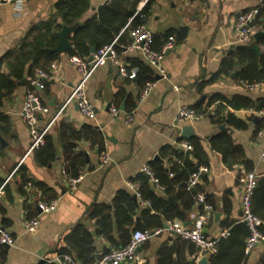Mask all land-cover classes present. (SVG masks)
<instances>
[{
  "label": "crops",
  "instance_id": "1",
  "mask_svg": "<svg viewBox=\"0 0 264 264\" xmlns=\"http://www.w3.org/2000/svg\"><path fill=\"white\" fill-rule=\"evenodd\" d=\"M58 1L22 0L20 4L0 5V59L4 58L3 73L7 72L5 63L11 59L21 39L33 27L42 25L53 16ZM107 2L90 0L89 9L74 24H63L56 31V36L63 26H74L75 30L68 36L70 40L81 26L98 22L101 16L99 10ZM146 2L139 1L135 10L142 9ZM258 5H261V0H153L144 24L154 35L171 31L175 37V47L163 58L166 78L155 79L154 76L155 86L145 99L139 100L140 88L135 81L122 78L118 69L110 63L100 66L86 86L88 99L95 112L92 118L84 117L75 102L64 106L80 74L69 62L67 51L55 53L59 56L46 67L49 78L45 88L39 92L48 112L39 116L38 128H44L62 108L46 133L52 137L56 151L55 159L47 165L39 164L35 150H29L32 137L22 113L27 83L17 84L24 77L26 81L27 76L16 79L12 89L0 90V222L14 237V245L0 252L2 264H37L43 258H54L59 250L67 247L65 237L78 224L93 234L96 258L105 249H113L115 246L105 236L95 235L97 218L90 215L91 211L104 207L111 211L112 200L120 190H126L132 194V198L135 197L132 179L143 174L150 180L141 172V168L149 165L162 147L175 145L178 139L196 137L203 146L205 164L201 166L207 167L208 171L202 175L198 185L204 202L212 210L204 234L209 237L220 236L222 231L228 229L226 224L239 221L246 172L253 169L257 175H264V161H259L260 144L255 139L262 120L245 115L242 110L246 108L231 109L225 100L240 96L259 104L264 100V91L244 88L236 79L237 68L214 82L207 81L220 69L227 52L240 45L233 31L235 16ZM53 21L60 23L55 17ZM129 21L130 18L123 26L114 22L106 30L113 33L118 28L114 39L118 38ZM182 27H186L185 33L181 31ZM123 36L125 42L131 38L129 31ZM125 45H120V48L123 49ZM258 48L260 53L264 49L263 46ZM8 54L10 56L7 57ZM134 59L143 61L137 53L124 57L128 65ZM209 101L212 102L207 106ZM122 103L124 110L120 109ZM111 105L120 109L116 116L110 114ZM180 106L194 110L206 109L205 115L177 122L176 113ZM127 109L130 112H126ZM227 111L244 121L245 127L218 123L216 120ZM127 113H132L130 122H125ZM85 124L95 126L103 134L105 152L110 160L101 164L100 154L88 141L73 140V151L83 153L85 165L79 174L81 180L71 188L61 173L64 162L62 140L70 135L64 126L76 130ZM183 127H189L192 136L179 138ZM222 133H228L243 152V156L234 158L231 164L226 163L210 146V140ZM19 168L24 171L21 172ZM23 179L29 180L30 186H25ZM158 194L163 195V190L158 191ZM170 196L174 197V203L168 202L180 206V201L174 195ZM54 199L57 200L54 211L41 213L37 209L39 201L49 203ZM135 203L139 208L131 228L141 221L140 211L147 207L137 198ZM227 204L228 210L225 208ZM200 205L202 203L194 204L187 212L185 222L178 219L170 221L189 225L190 214L199 212ZM27 215L39 219V227L33 233H26L23 229V218ZM167 222L162 220V227L157 228L163 231L151 236L140 246L136 253L139 264H160L161 258L166 264H200L199 260L203 256L198 255L191 242L167 230ZM111 232L114 238H119L120 233L114 225ZM263 254L264 243L246 254L242 264H264ZM206 257L209 264L210 256ZM121 264L133 263L128 260Z\"/></svg>",
  "mask_w": 264,
  "mask_h": 264
},
{
  "label": "trees",
  "instance_id": "2",
  "mask_svg": "<svg viewBox=\"0 0 264 264\" xmlns=\"http://www.w3.org/2000/svg\"><path fill=\"white\" fill-rule=\"evenodd\" d=\"M141 0H108L100 10V20L83 25L70 37L72 48L67 51L68 55H77L83 59L90 55V48L95 47L96 50L104 45L111 43L114 39V33L106 30L107 26L114 22L123 26L129 18L131 21L123 27L121 35H118L115 48L118 52L122 51L120 45L125 42L123 33L131 28L144 23V18L150 12V6L153 0H147L142 9L138 12L135 6ZM90 6V0H59L55 4V12L53 16L40 26L33 27L28 34L21 39L17 50L11 55V59L6 61L7 72H2L4 58L0 59V90L12 89L15 86L16 79H22L24 76L34 74L35 69H46L52 61L59 55L48 53L47 48H52L57 44L58 38L56 31L63 24L72 25L79 19ZM130 7L129 9H127ZM137 12L136 15H134ZM54 17L60 20V23L54 22ZM253 26L256 31L264 30V0H261V7L256 15ZM169 35H173L171 31H167L162 35H154L152 48L159 50ZM264 47V36L254 39L246 45H239L227 52L221 62L220 69L215 72L207 83L214 82L221 76L228 75L233 69L237 68L236 79L239 83H263L264 82V49L261 53H257L252 45ZM10 54V53H9ZM7 55L10 56V55ZM130 67H137L136 77L132 79L141 89L147 81L154 80L152 69L140 59H134L130 63ZM209 101L207 106L211 104ZM225 103L231 109L241 108H264V100L259 104L254 103L247 97H235L231 100H225ZM223 108V107H222ZM225 109V108H224ZM205 110L195 108L198 116L205 115ZM126 112H130L127 109ZM2 119L0 115V120ZM218 123H227L236 128H244V121L236 118L230 111L216 120ZM69 138L62 140L64 161H67L66 171L71 177H78L84 167L83 153H75L73 148L75 143L73 140H85L90 146L95 148L97 153L101 154L105 151V139L103 134L93 125L85 124L79 129L64 126ZM187 142L192 146L189 153L182 151L179 144ZM210 146L218 152L223 160L231 164L234 158L243 156V152L239 146L235 145L228 133H222L210 140ZM37 162L41 165H47L56 157L55 146L52 137L48 134L44 136L43 144L35 148ZM203 146L196 137L187 140L178 139L175 145H166L162 147L158 153V159H153L149 163L154 176L158 179L163 187V195L158 194L154 189L150 180L143 174H139L132 179L133 182H139V191L143 200H148L150 205L142 208L140 211L141 221L137 223L133 230L131 226L134 224L138 205L133 201L132 194L126 190H120L112 200V210L104 208H94L90 215L97 218L98 229L95 232L97 236H105L116 247L125 246L134 230H153L162 227V220L178 219L185 222L187 212L196 203L195 195L202 192L199 185L192 190L186 189V183L190 175L195 172L199 166L204 165ZM22 172L24 169L19 168ZM252 170V169H251ZM248 171H250L248 169ZM23 176V175H22ZM24 177V176H23ZM25 185L30 183L29 180L23 179ZM174 195L180 201V206L170 204L167 197ZM50 201V200H49ZM214 208V205L209 202ZM228 204L225 205L228 210ZM252 212L259 217L264 223V175H260L257 179L256 186L252 196ZM202 211V205L199 206ZM113 225L118 230L119 238L116 239L112 235ZM229 229V235L221 237L217 243V252L209 257V264H242L246 258L245 245L249 236V230L243 222H230L226 224ZM67 247L59 250L57 254H69L79 264H88L94 262L95 245L93 234L83 225H76L71 232L65 237ZM110 251L105 249L103 253ZM102 253V254H103ZM3 258L1 257L0 264ZM37 264H56L55 262L39 261ZM160 264H166L161 258ZM168 264V263H167Z\"/></svg>",
  "mask_w": 264,
  "mask_h": 264
},
{
  "label": "built area",
  "instance_id": "3",
  "mask_svg": "<svg viewBox=\"0 0 264 264\" xmlns=\"http://www.w3.org/2000/svg\"><path fill=\"white\" fill-rule=\"evenodd\" d=\"M22 0H0L2 4H20ZM261 5L251 7L240 13H238L233 21V31L237 37L240 45H246L251 43L253 35L257 32L253 26V21L259 12ZM138 12V11H137ZM137 12L134 14L136 15ZM131 40L126 44L122 51L118 52L115 48L117 38L111 43L102 46L92 54L91 61L88 58H81L77 55L69 56V62L74 65L80 74L79 81L71 89L64 106L75 102L79 112L86 118H92L94 116V107L87 96L86 86L91 75L100 67L107 63L118 69V73L122 78L134 79L138 71L137 67H130L125 61L124 57L130 54H139L153 71L154 76L166 78L167 73L162 63L166 52L175 47L174 35H169L167 40L161 46L159 50L152 48V42L154 34L151 29L144 23L139 24L130 30ZM49 78V73L44 69H36L33 75H29L26 78L27 88L22 104L23 117L29 127V131L32 137L31 146L29 150H33L43 144L44 136L46 135L49 127L54 120L61 113L62 108L53 116L48 124L40 129L37 126L38 118L41 114L48 112V107L43 104L39 92L45 88L46 80ZM155 80L147 81L142 86L139 92V100L145 99L152 88L155 86ZM243 87L249 90L264 91L263 83H242ZM110 114L116 116L120 109L116 105L110 106ZM242 112L247 116H256L262 120V126L255 135L256 141L260 144L259 161H264V108L248 107ZM198 117L196 111L187 106H180L176 113V121L182 122L189 119H196ZM132 113H127L125 116V122L132 121ZM180 146L185 151L192 150V146L187 142H181ZM109 156L107 152L100 154V163L106 164L109 162ZM68 162L64 161L61 168V173L66 180L67 184L74 188L75 185L81 180L82 176L76 178L71 177L67 171L66 166ZM208 171L205 166H200L193 172L186 183V189H194L200 182L201 177ZM141 172L146 174L154 186V189L162 191L163 187L159 183L158 179L154 176L152 170L148 165L141 168ZM259 175L255 170L246 172L243 180L242 196L240 201L241 217L238 222L246 224L249 230V236L246 239L245 252L249 253L258 245L264 243V223L262 220L253 214L252 212V196L253 190L256 186V182ZM25 186H30L27 183ZM135 197L140 201L142 205L149 206L148 200H143L139 191V184L133 183L131 185ZM195 200L198 203H202V211L191 213L189 225H185L182 222L168 221L167 230H169L176 237L191 242L198 251L200 256H211L217 252V243L221 237L229 235V229H225L221 232L220 236L209 237L204 234V228L209 220L211 214V207L204 202L202 193L195 195ZM57 200L54 199L49 203L39 201L37 203V209L41 213H50L55 210ZM23 229L26 233H33L39 227V219L35 217L25 216L23 218ZM163 231L162 228H156L153 230H139L136 229L132 232L129 242L123 247H114L110 251L101 254L94 262L88 264H121L124 261H131L133 264H139L136 253L140 246L146 242L151 236L157 235ZM14 245L13 235L3 227L0 222V252L5 247H11ZM46 262H55L56 264H78L77 261L69 254H57L54 258H43Z\"/></svg>",
  "mask_w": 264,
  "mask_h": 264
},
{
  "label": "water",
  "instance_id": "4",
  "mask_svg": "<svg viewBox=\"0 0 264 264\" xmlns=\"http://www.w3.org/2000/svg\"><path fill=\"white\" fill-rule=\"evenodd\" d=\"M75 30V27L74 26H63L61 31H59L57 33V36H58V42L57 44L52 47V48H48L47 51L49 53H58V54H61V53H64L68 50H70L72 48V45H71V42L70 40L68 39V36ZM181 31L183 33H185L186 31V27H182L181 28ZM264 36V32L263 31H257L254 35H253V38L254 39H258L260 37ZM252 48L260 54V51H259V48L257 45H252ZM96 51L95 47H91L90 48V55L88 57V61H91L92 59V54ZM168 52V51H167ZM166 52V53H167ZM233 77H235V73H233L232 75ZM155 79H159L158 76H155ZM26 81H25V77L17 82L18 85H25ZM121 110H124V106H123V103H122V106L120 107ZM190 136H192V132L191 130L189 129V127H183L181 129V133L179 135V138H189ZM154 159H158V156L156 155L154 157ZM147 176V175H146ZM148 177V176H147ZM133 200L136 202V198L133 197ZM168 201L170 203H174V197L173 196H170L168 198ZM215 216L217 217L218 216V213L215 214ZM165 224V223H164ZM8 248V247H7ZM263 257H264V254H263ZM199 263L200 264H207V257L206 256H203L200 260H199Z\"/></svg>",
  "mask_w": 264,
  "mask_h": 264
},
{
  "label": "bare ground",
  "instance_id": "5",
  "mask_svg": "<svg viewBox=\"0 0 264 264\" xmlns=\"http://www.w3.org/2000/svg\"><path fill=\"white\" fill-rule=\"evenodd\" d=\"M246 254H248V253H246Z\"/></svg>",
  "mask_w": 264,
  "mask_h": 264
}]
</instances>
